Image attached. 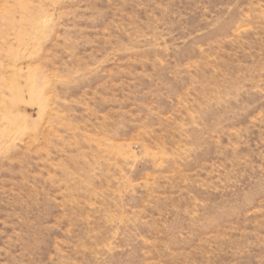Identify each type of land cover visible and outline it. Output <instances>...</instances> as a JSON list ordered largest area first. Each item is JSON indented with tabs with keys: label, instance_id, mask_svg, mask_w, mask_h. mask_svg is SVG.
<instances>
[{
	"label": "rangeland",
	"instance_id": "obj_1",
	"mask_svg": "<svg viewBox=\"0 0 264 264\" xmlns=\"http://www.w3.org/2000/svg\"><path fill=\"white\" fill-rule=\"evenodd\" d=\"M0 264H264V0H0Z\"/></svg>",
	"mask_w": 264,
	"mask_h": 264
}]
</instances>
